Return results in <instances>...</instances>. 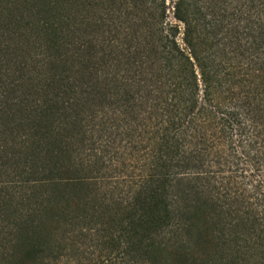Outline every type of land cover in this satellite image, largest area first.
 <instances>
[{
  "label": "trees",
  "instance_id": "16d2710c",
  "mask_svg": "<svg viewBox=\"0 0 264 264\" xmlns=\"http://www.w3.org/2000/svg\"><path fill=\"white\" fill-rule=\"evenodd\" d=\"M264 264V0H0V264Z\"/></svg>",
  "mask_w": 264,
  "mask_h": 264
},
{
  "label": "rangeland",
  "instance_id": "374dc122",
  "mask_svg": "<svg viewBox=\"0 0 264 264\" xmlns=\"http://www.w3.org/2000/svg\"><path fill=\"white\" fill-rule=\"evenodd\" d=\"M53 264H105V262L102 254L98 256L97 250H92L90 246L84 244L77 250L65 251Z\"/></svg>",
  "mask_w": 264,
  "mask_h": 264
}]
</instances>
